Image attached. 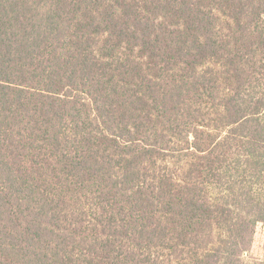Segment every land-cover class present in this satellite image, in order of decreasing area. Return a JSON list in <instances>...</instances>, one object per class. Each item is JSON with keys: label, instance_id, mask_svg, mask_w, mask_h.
Returning <instances> with one entry per match:
<instances>
[{"label": "trees", "instance_id": "1", "mask_svg": "<svg viewBox=\"0 0 264 264\" xmlns=\"http://www.w3.org/2000/svg\"><path fill=\"white\" fill-rule=\"evenodd\" d=\"M264 0H0V264H264Z\"/></svg>", "mask_w": 264, "mask_h": 264}, {"label": "rangeland", "instance_id": "2", "mask_svg": "<svg viewBox=\"0 0 264 264\" xmlns=\"http://www.w3.org/2000/svg\"><path fill=\"white\" fill-rule=\"evenodd\" d=\"M253 258H264V225L259 224L256 228L253 245L249 254Z\"/></svg>", "mask_w": 264, "mask_h": 264}]
</instances>
